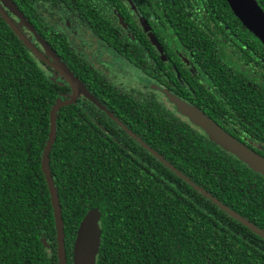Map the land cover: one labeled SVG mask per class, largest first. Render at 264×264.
Wrapping results in <instances>:
<instances>
[{"label":"trees","instance_id":"1","mask_svg":"<svg viewBox=\"0 0 264 264\" xmlns=\"http://www.w3.org/2000/svg\"><path fill=\"white\" fill-rule=\"evenodd\" d=\"M256 1L264 11V0ZM44 2L0 0V7L26 38ZM150 5L159 8L160 18L168 16L173 27L176 23L177 46L191 54L199 69H209L219 89L214 106L227 112L237 130L252 131L261 140L263 45L225 0H157ZM180 5L189 7L191 17ZM36 58L0 17V264H58L41 158L50 110L73 92L48 78ZM75 110L69 105L58 111L48 163L61 209L66 264H72L80 222L94 209L101 228L96 264H264V238L229 217L145 147L126 152L120 137L115 140L100 129L94 133ZM150 128L142 137L148 148L264 230V179L256 183L254 170L202 136L179 151L170 135L174 150L169 151L166 137L161 143Z\"/></svg>","mask_w":264,"mask_h":264},{"label":"flooded vegetation","instance_id":"2","mask_svg":"<svg viewBox=\"0 0 264 264\" xmlns=\"http://www.w3.org/2000/svg\"><path fill=\"white\" fill-rule=\"evenodd\" d=\"M156 1L45 0L37 19L28 23L26 39L44 57L36 62L48 78L71 87L56 72L60 68L76 79L79 95L70 105L76 107L77 118L94 133L100 129L110 138L120 137L118 144L126 152L138 151V140L142 142L150 127L158 132L156 140L166 137L169 151L174 150L170 135L179 151L192 147L195 137L209 139L169 99L176 97L264 158V136L259 140L252 131L237 130L227 112L214 106L219 89L209 69H199L191 54L177 46L176 23L173 27L168 16L160 18L159 8L150 5ZM180 7L191 17L188 6ZM150 8L153 14L148 16ZM256 173L254 179L261 183L264 177Z\"/></svg>","mask_w":264,"mask_h":264},{"label":"water","instance_id":"3","mask_svg":"<svg viewBox=\"0 0 264 264\" xmlns=\"http://www.w3.org/2000/svg\"><path fill=\"white\" fill-rule=\"evenodd\" d=\"M228 4L231 12L235 18L242 24V26L253 35L264 47V12L259 7L255 0H225ZM0 17L4 22L12 29V31L18 36V38L24 43V45L31 49L34 54L40 60H45L44 57L33 48L27 39L20 32L18 27L10 20L6 13L0 7ZM148 28L145 26V30L152 37ZM60 66H64L60 64ZM65 67V66H64ZM56 72H59L64 76L65 80L71 86L72 97L68 100H57L55 105L50 110L49 115V132L46 140L45 147L42 152L41 158V170L44 175V179L48 188L50 202L54 215L55 229H56V255L58 259V264H66V252L64 243V232H63V222L61 216V209L58 201V195L50 175L49 171V153L51 151L52 145L56 137V115L60 108L70 105L75 102V99L79 95L78 83L75 78L67 75L63 70L57 68ZM55 80V78H52ZM83 91V90H82ZM170 101L176 106L177 110L184 116L188 117L194 124L202 128L209 139L224 150L228 151L249 168L255 172L260 173L264 177V158L255 154L252 150L238 142L230 134L222 130L217 124L209 120L198 110L190 107L186 103L182 102L176 97H169ZM143 147H145L155 158H157L161 163H163L167 168L174 171L176 175L184 179L190 186L195 190L201 192L203 196L208 198L212 203L218 206L224 213L229 217L235 219L237 222L245 226L252 233L264 238V230L258 228L255 224L247 220L245 217L241 216L239 213L235 212L228 206L222 204L219 200L212 197L209 193L202 190L199 186L194 184L191 180L186 178L179 171L175 170L172 165L165 161L161 156H159L154 150L148 148L143 142L138 140ZM100 213L97 209L90 210L83 217L80 222L75 235V240L73 243L72 250V264H96V258L99 252L100 240H101V228H100ZM44 246H47L44 239H41Z\"/></svg>","mask_w":264,"mask_h":264}]
</instances>
